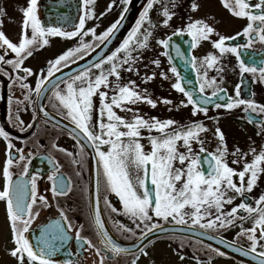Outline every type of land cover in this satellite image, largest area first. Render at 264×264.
Returning <instances> with one entry per match:
<instances>
[{"label":"snow or ice","instance_id":"snow-or-ice-1","mask_svg":"<svg viewBox=\"0 0 264 264\" xmlns=\"http://www.w3.org/2000/svg\"><path fill=\"white\" fill-rule=\"evenodd\" d=\"M221 2L233 17L247 21L242 31L225 37L204 21H190L183 29L178 28L172 35L156 41L164 49L160 55L167 57L171 63V52L174 48L176 56L183 58L181 48L173 44V36H189L190 47L193 49L205 42L211 44L212 48L217 50L215 54L208 53L199 61L192 56L187 62L197 73L199 83L195 91L187 89L185 78L174 64L168 70L177 81L172 88L186 98V102L181 101V106H191L192 116L203 115L208 119H215L208 116L210 108H223L226 111L241 109L249 114V123H258L264 130V119L257 121L251 116L255 113L264 117V105L241 98L239 84L235 88V95L228 96L227 89L221 86L222 75H209L210 72L224 71L221 61L228 54L237 58L241 75H258L260 82H264V62L257 68L246 64L240 58L243 51L252 48L254 43L264 45V0ZM121 3L124 9L120 17L100 34H97L96 27H86L88 20L97 19L92 7L95 0H82V14L72 31L42 24L38 16L39 0H29L28 6L23 9L21 32L16 42L0 30V76H6L12 83H18V86L25 90L23 100L18 103H33V97L54 101L52 106L55 115L43 105L39 106V112L51 120H55L58 115L61 119L69 121L72 127L68 134L79 147L81 154L88 147L96 154L98 178L93 223L103 248L82 237L80 231L76 232L75 238L81 240L87 249L95 250L96 255L100 257V264H105L109 257L129 251L114 240L102 218L103 209L99 194L102 177L105 191L114 194L121 202L120 214L127 216L135 228L141 231V241L157 230L164 231L169 222L198 228L203 230L202 235L204 232L215 233L221 229L237 227L240 231L231 246L243 256L251 255L257 264H264V194L255 199V206L247 195L254 190L259 177L264 174V150L259 154H256L254 148L250 153H243L240 149L229 153L224 134L216 128L215 135L220 141V146L214 153L208 152L204 147L203 134L210 130L203 123L193 121L181 125L171 119L161 121L155 117L146 119L140 115L137 105L144 103L156 108L157 103L146 95V89H140L135 80L123 83L121 73L140 75L135 65L140 62L141 57L134 53L149 47L156 28L150 14L155 8L162 17L161 25L170 27V22L175 16L173 9L176 0H147L142 14L127 38L114 51L105 54L104 48L123 26L122 22L132 0H121ZM113 7L114 3L110 4L108 11H112ZM197 10L198 5L193 4L192 11ZM3 15L4 12L0 9V17ZM2 27L3 20L0 19V29ZM56 36L76 39V46L49 60L47 67L38 72L25 66L26 61L33 57L36 51L49 45V37ZM241 37L245 38L244 43L230 44L232 41H239ZM9 53L14 54L12 58H6ZM81 61H87L86 65L72 72H65V69H72L73 65H79ZM152 64L156 68L161 67L159 59L152 60ZM160 75L164 80L169 78L163 71ZM33 76L36 77L34 87L27 82ZM153 79L155 74L144 78L142 82L149 83ZM207 89H212L211 95L205 94ZM161 103L171 104L172 101L161 98ZM120 113L130 114L131 118ZM16 120L21 130H25L19 115ZM32 126L30 123L26 127ZM65 128L68 126L65 125ZM144 132L149 135L145 137ZM0 138L7 141L5 165L2 169L5 183L0 189V201L6 204L12 233L14 247L10 250V255L17 264H54L53 257L72 239L69 233L73 230V224L67 215L61 212V219L48 223L35 243L32 242L31 225L39 216V211H34V208L38 202L44 206L50 205L46 197L38 193L36 176L27 180L13 179L11 169L14 164L27 158L23 155L22 148H15L9 133L3 127H0ZM144 139L148 140L149 151L145 150L142 143ZM194 144L198 146V151L194 150ZM59 151L65 150L60 148ZM238 153L239 159H232L230 164L229 155L236 156ZM66 154L70 157L73 155L72 152ZM249 154L254 158L251 162H246ZM73 162L78 163L76 160ZM241 164L242 170L232 166ZM133 168L136 171L135 178L130 174V169ZM23 176H28L27 166ZM48 180L52 182L51 191L56 195H67L71 190L70 181H66L60 173L58 163H55V172ZM229 192H234L236 197L229 196ZM236 198L241 199L239 204H235ZM103 203L112 212L118 211L106 196ZM230 205L234 206L226 208ZM249 220L252 221V226L245 228L244 224ZM118 230L136 234L132 228L123 224L118 225ZM241 237L248 242L247 248L243 245L235 247L236 241ZM208 239H214V236L209 235ZM220 243H223V238ZM215 251L221 256L225 255L223 251ZM133 264L136 262L133 261Z\"/></svg>","mask_w":264,"mask_h":264},{"label":"flooded vegetation","instance_id":"flooded-vegetation-1","mask_svg":"<svg viewBox=\"0 0 264 264\" xmlns=\"http://www.w3.org/2000/svg\"><path fill=\"white\" fill-rule=\"evenodd\" d=\"M28 2L24 4L25 9L28 6ZM114 3L112 11H108V6ZM147 3V2H146ZM82 0H43V2L38 4V16L46 27H61L63 30L72 31L78 24V19L82 14L81 8ZM198 5L197 11H192V5ZM146 4L144 5V7ZM95 16L97 19L88 20L86 23L87 28L96 27L97 34L105 31L112 23H114L121 15L124 9V5L121 0H95L94 6ZM143 7V9H144ZM21 10V15L17 19L16 23V37L13 42L19 39L21 32V23L23 20V15ZM143 9L139 16L142 14ZM175 16L170 22V27H163L161 25L162 17L159 12L154 8L151 12L152 23L156 25L153 31V36L150 39L149 47L147 49L141 50L135 55L141 57L140 62H138L135 67L139 69L140 75L136 76L132 73H121L123 78V83H127L128 80H135L137 85H139L141 90L146 89V95L149 96L153 101L157 103L156 108H152L147 104H139L136 107L139 109L140 115L146 119L155 117L161 121L171 119L173 121L179 122V124H190L193 121L203 123L210 131L203 134V139L205 140L204 147L208 152L214 153L216 149L220 146V141L215 135L216 128L224 134L225 144L227 146L228 152L232 153L236 149H240L243 153H250L251 149L256 150V154H259L261 150H264V130L258 123H249V114L243 112L241 109H235L233 111H226L221 108L219 110L210 108L208 116L215 117V119H208L203 115L192 116V108L182 107L181 101L186 102V98L176 92L172 85L176 83V78L168 71L172 66L167 57L161 56L160 53L164 51L156 41L159 39L166 38L178 29H183L187 23L190 21L201 20L207 23L210 27L214 28L217 32L225 37H230L236 35V33L242 31L245 27L247 21L243 19H238L233 17L230 12L225 9L222 5L221 0H176V5L173 9ZM107 13L106 15H102ZM136 19L134 25L139 19ZM147 27V25H145ZM131 28V29H132ZM130 29V31H131ZM129 31V32H130ZM128 32V33H129ZM128 33L123 38L126 39ZM189 39L190 37L187 36ZM183 37L176 38L177 45L180 47ZM215 39V37H213ZM78 39V38H77ZM90 39V38H86ZM243 37L239 41H232L230 44L244 43ZM121 41V43L123 42ZM76 39H65L63 37H49V45L44 46L39 51L34 53V56L26 61L25 66L30 67L34 72H38L41 69L47 67V62L63 54L70 48L76 46ZM120 43V44H121ZM120 44L116 47L118 48ZM217 50L213 49L211 44L205 42L200 47L195 49L191 48V56H195L197 60H202L208 53H216ZM171 53H175V50ZM14 54L9 53V57L12 58ZM245 61L246 64L256 66L257 68L262 66L264 62V45L259 42L254 43L253 47L244 50L242 56L240 57ZM159 59L161 61V67L156 68L152 64V60ZM253 61L255 64L253 65ZM222 67L224 71L222 73L210 72V76H221L223 77L222 87L227 89L228 96L235 95V88L239 84L241 85V98L246 100H253L257 104L264 105V82H260L258 75H253L247 73L241 75L239 72L238 60L234 55L226 54L222 61ZM194 69V68H193ZM165 72L168 74L169 78L164 80L161 78L160 73ZM195 81L191 83V90L195 91L198 88V77L196 70ZM155 74V79L151 80L149 83H143L142 80L148 76ZM32 87L36 84V77L33 76L27 81ZM212 89H207L206 95H211ZM25 90L18 86V83H12L6 76H0V127H3L16 135H11V142L15 145L16 149H23V155L27 158L25 161H19L14 164L11 169L13 173V178L18 176H23L24 168L27 169L37 168L38 172L32 173L30 177L36 176L38 178V193L44 195L49 202L50 206H44L39 204L34 208V211H39L38 218L34 221L36 222L40 218L46 215L47 210L50 208L55 214L61 215V212L67 215L68 220L73 224L72 232L76 235L77 231H80L81 236L86 239L91 240L93 244L97 247H102L103 245L98 243L99 237L93 227L89 206H88V157L87 152L81 154L79 147L76 145L75 141L69 136L68 133L59 129L58 127L52 125L47 120L41 117H37L36 111V98L33 97V103H18L22 101ZM161 98H166L171 100V104L161 103ZM54 101L50 102L47 98L44 100V105L47 111L55 113V109L52 104ZM35 112V117H34ZM128 118L130 114L120 113ZM19 115L20 119L24 122L25 130H21V126L16 120V116ZM255 120L264 119L262 116H257L255 113L251 114ZM66 121V120H65ZM69 122V121H68ZM32 124L31 128H27L28 124ZM6 131V130H5ZM259 133V134H258ZM145 137L149 135L144 132ZM156 135V133H152ZM0 143L3 149V167L5 165V152L6 144L3 138H0ZM142 143L145 145V150H150V145L147 139H144ZM56 145L57 147H54ZM62 148L65 151H59ZM91 148V147H89ZM194 150L198 151V146L193 145ZM92 149V148H91ZM72 152L74 154L78 152L81 155V159L76 163L77 167H74L71 157L66 153ZM95 153V152H94ZM96 155V154H95ZM203 158V157H202ZM254 156L249 154L247 156L246 162H251ZM232 159H239V153L236 156L229 155L228 160L231 164ZM30 161V162H29ZM60 166V173L70 181L71 190L67 195H56L51 191L52 182L48 180L50 175L55 172V163ZM78 165L80 169H78ZM237 170H242L243 165H232ZM206 167V166H205ZM29 177V178H30ZM235 179V178H234ZM247 179V177H246ZM100 197H101V207L103 209V215L107 222V218L110 216L115 217L116 222L119 218L127 221L122 222L126 224L128 228H132L135 232V226L132 221L127 217L120 214L121 202L115 197L114 194L105 191L103 186V178L100 177ZM5 183V181H4ZM3 183V185H4ZM264 194V174H262L254 190L247 194L250 198V202L255 206V199L260 195ZM229 196L236 197L234 192H229ZM107 197L108 200L112 202L113 207L118 209L117 212H112L103 203V198ZM241 202L240 198L235 199V204ZM4 203V202H3ZM5 204V203H4ZM234 205L226 206V208H231ZM6 209V204H5ZM110 214V215H109ZM121 222V221H120ZM108 224V222H107ZM82 226V229H81ZM109 226V224H108ZM252 226V221L249 220L244 224L245 228ZM110 228V226H109ZM8 234L9 241H11L12 247V233L8 223ZM112 233L123 242H129L137 236L131 237V240L121 239V237L128 235V233H115L111 228ZM240 231L237 227H232L229 229H221L218 232L212 233L218 237L223 238L229 242H233L236 238V234ZM210 233V232H209ZM157 242V241H156ZM155 243V242H154ZM153 243V244H154ZM188 245H192V254L201 256L200 260L192 259L191 262L195 264H210L214 262H220L224 264H243L237 262L234 259L221 256L215 249L206 247L198 242H187ZM152 244V245H153ZM236 245H243L247 248L248 242H246L242 237L239 238L235 243ZM91 259H96L100 261V257L96 255L94 249H91ZM128 258L125 255H119L116 257L107 258L105 264H111L112 261H119L121 258Z\"/></svg>","mask_w":264,"mask_h":264},{"label":"water","instance_id":"water-1","mask_svg":"<svg viewBox=\"0 0 264 264\" xmlns=\"http://www.w3.org/2000/svg\"><path fill=\"white\" fill-rule=\"evenodd\" d=\"M43 0H39V3L41 4ZM147 0H132V3L128 6V11L125 15V19L123 20L122 24L123 26L120 28V30L116 33L115 37L112 39L111 43L107 44V46L104 48L105 54H109L111 51H114L116 47L121 43L125 35L130 31L132 26L134 25L136 19L138 18L139 14L141 13L144 5L146 4ZM176 38H179L177 36H173V44L177 45ZM191 38L189 39L187 36H184L181 43V51L184 53L183 58L176 56L175 53H171L173 56V60L171 62V65L174 64L178 71L181 73V75L185 78V83L188 90H191V83H194L196 85L195 81V73L194 69L191 67L189 63H187L191 59ZM174 49V48H173ZM99 51V50H98ZM173 51V50H172ZM95 57V54H93V58ZM87 61H81L79 65H73L72 69H65V72H72L74 69H77L79 67H82L86 65ZM190 81V83H189ZM45 99H37L36 98V111H37V117H41L44 120H47L52 125L58 127L59 129L63 130L64 132L68 133V130L72 127L70 122L65 121L61 119L58 115L56 116L55 120H51L49 118H46L43 116L42 113L39 112V106L44 105ZM50 112V111H49ZM51 113V112H50ZM55 115L54 113H51ZM2 122V127H3ZM65 125L68 126V128H65ZM4 128V127H3ZM5 129V128H4ZM6 131L10 132L9 130L5 129ZM11 135H16L13 132H10ZM87 157H88V206H89V212L91 216V220L93 223V206L97 195V164H96V155L94 151L91 148L86 149ZM38 172L37 168L29 169L28 170V176L27 177H14V180H20V179H29L30 175L32 173ZM64 177V175H63ZM65 178V177H64ZM66 181H68L65 178ZM102 218L105 222L106 228L109 230L110 235L114 238V240L120 244L121 246L129 249L128 252L123 253V255H131L139 252L141 249H143L148 243L155 239H159L162 237H181L185 239H189L195 242H198L200 244H204L210 248H213L215 250L223 251L225 253V256L230 257L234 259L237 262H241L243 264H257V261L252 258L251 255L249 256H243L239 252L235 251L234 247L231 246L232 242H229L227 240L223 239V243H220L221 237H218L212 233L204 232L202 235L201 232L203 230H200L198 228H191V227H184L182 225H177L173 222H169L165 225V230L160 231L157 230L156 232L150 234L147 239H144L141 241L140 236L135 238L134 240L130 242H122L120 241L110 230L108 224L106 223V220L104 218L103 212H102ZM56 219H61V215L55 214L50 208L47 210L46 215H44L43 218H40L36 222H34L31 225V240L33 243L37 240L38 236L41 233V230L50 222ZM94 226V223H93ZM95 228V226H94ZM96 230V228H95ZM96 233L98 235V232L96 230ZM69 235L72 237L59 251L57 256L53 257L54 264H100V261L96 259H91V249H87L86 245H82L81 240H78L75 238V234L73 232H70ZM209 235H213L214 239H208ZM84 237V236H82ZM99 237V235H98ZM85 238V237H84ZM100 241V237L98 240V243ZM235 247H240L239 245L235 244ZM103 248V246L101 247ZM111 258V257H109Z\"/></svg>","mask_w":264,"mask_h":264},{"label":"rangeland","instance_id":"rangeland-1","mask_svg":"<svg viewBox=\"0 0 264 264\" xmlns=\"http://www.w3.org/2000/svg\"><path fill=\"white\" fill-rule=\"evenodd\" d=\"M28 0H0V9L3 10L4 15L0 17L3 20V30L10 40H14L16 37V23L18 17L21 15V10L24 8V4ZM81 155L76 152L74 156H71L72 163L74 167H77L76 163L73 161H79ZM78 164V163H77ZM3 169V149L0 143V189L3 188L4 179L2 176ZM78 169H80L78 165ZM130 174L133 178L136 176L135 169H130ZM110 215V214H109ZM107 222L110 228L116 233L121 234L118 230V225L123 224L122 222L127 221L119 218L116 222L115 217L110 216L107 218ZM121 221V222H120ZM8 216L5 209V204L0 201V264H17V261L11 257L10 250L12 249L11 241H9L8 234ZM128 227L126 224H123ZM138 229L135 228V233ZM140 232V231H139ZM132 234L128 233V237ZM127 236V235H126ZM192 245H188L186 241L180 239L172 240H161L155 242L152 246L145 249V251L139 255L136 264H195L192 263V259L200 260L201 256L192 254ZM146 253V254H145ZM181 257H184L181 259ZM130 261L128 258H121L119 261H112L111 264H126ZM210 264H224L220 262H214Z\"/></svg>","mask_w":264,"mask_h":264},{"label":"trees","instance_id":"trees-1","mask_svg":"<svg viewBox=\"0 0 264 264\" xmlns=\"http://www.w3.org/2000/svg\"><path fill=\"white\" fill-rule=\"evenodd\" d=\"M139 231H140V230H138V232H136L135 235H131L130 237H128V235H127V236H123V237L120 236V238L123 239V240H124V239L131 240V237H133V236H137V235L140 233ZM172 239H180V240H183V241H186V242H187V240H185V239H182V238H176V237H164V238H161V239H158V240H154V241L150 242L149 244H147V245L142 249V252L137 253V254H134V255H131V256H128V259H130V261L128 260V262H127L126 264H133V261L137 262V258L139 257V255L142 254V253L145 251V249H147L148 247H150L154 242H156V241H160V240H172Z\"/></svg>","mask_w":264,"mask_h":264}]
</instances>
